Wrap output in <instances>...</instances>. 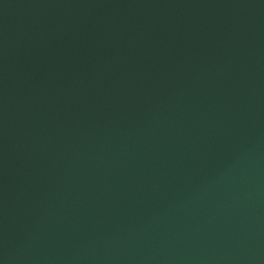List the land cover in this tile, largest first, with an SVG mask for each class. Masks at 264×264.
Instances as JSON below:
<instances>
[{"label":"water","instance_id":"obj_1","mask_svg":"<svg viewBox=\"0 0 264 264\" xmlns=\"http://www.w3.org/2000/svg\"><path fill=\"white\" fill-rule=\"evenodd\" d=\"M0 264H264V0H0Z\"/></svg>","mask_w":264,"mask_h":264}]
</instances>
